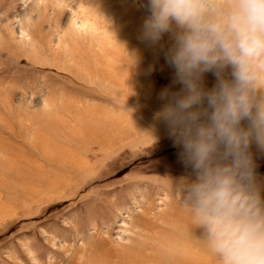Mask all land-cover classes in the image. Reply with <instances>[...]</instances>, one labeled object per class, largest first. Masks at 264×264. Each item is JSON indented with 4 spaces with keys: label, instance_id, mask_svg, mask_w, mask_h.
Wrapping results in <instances>:
<instances>
[{
    "label": "rangeland",
    "instance_id": "rangeland-1",
    "mask_svg": "<svg viewBox=\"0 0 264 264\" xmlns=\"http://www.w3.org/2000/svg\"><path fill=\"white\" fill-rule=\"evenodd\" d=\"M147 14L0 0V264H225L217 209L264 227V144L198 162L192 126L160 115L180 85Z\"/></svg>",
    "mask_w": 264,
    "mask_h": 264
},
{
    "label": "clouds",
    "instance_id": "clouds-1",
    "mask_svg": "<svg viewBox=\"0 0 264 264\" xmlns=\"http://www.w3.org/2000/svg\"><path fill=\"white\" fill-rule=\"evenodd\" d=\"M147 12L140 38L173 41L165 58L180 85L161 92L160 115L192 126L187 146L198 162L221 146L239 159L253 139L264 144V0H147ZM209 224L225 264H264L259 223L237 221L223 205Z\"/></svg>",
    "mask_w": 264,
    "mask_h": 264
}]
</instances>
